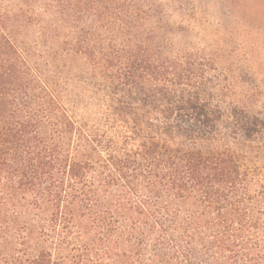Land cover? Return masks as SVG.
Returning a JSON list of instances; mask_svg holds the SVG:
<instances>
[{
  "label": "trees",
  "instance_id": "1",
  "mask_svg": "<svg viewBox=\"0 0 264 264\" xmlns=\"http://www.w3.org/2000/svg\"><path fill=\"white\" fill-rule=\"evenodd\" d=\"M184 2L0 0V264H264V0Z\"/></svg>",
  "mask_w": 264,
  "mask_h": 264
},
{
  "label": "rangeland",
  "instance_id": "2",
  "mask_svg": "<svg viewBox=\"0 0 264 264\" xmlns=\"http://www.w3.org/2000/svg\"><path fill=\"white\" fill-rule=\"evenodd\" d=\"M185 1L184 4H181L183 7V11H177L175 13L174 19H189V18H200L202 20L203 25L201 24V27L208 25L211 22H214V25H217L218 22L227 24V20L222 19V15L227 13H231L227 5H229L232 1L239 2L242 7L241 10L232 11L235 14V20L239 21L242 24L241 31L242 33H246V0H222L225 3V7H219V9H207L205 8L204 4L208 2H211L209 0L199 1V0H181ZM192 1L191 4L194 7L193 11L191 7H189L188 2ZM216 0L212 1L215 2Z\"/></svg>",
  "mask_w": 264,
  "mask_h": 264
}]
</instances>
